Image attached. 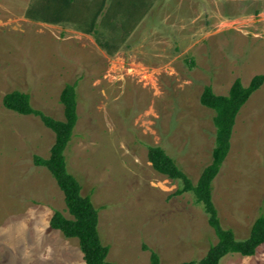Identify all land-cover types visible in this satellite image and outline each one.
<instances>
[{
  "label": "rangeland",
  "instance_id": "1",
  "mask_svg": "<svg viewBox=\"0 0 264 264\" xmlns=\"http://www.w3.org/2000/svg\"><path fill=\"white\" fill-rule=\"evenodd\" d=\"M34 1L0 0V264H84L77 238L49 228L55 210L70 214L53 176L33 162L49 156L54 132L2 104L19 90L63 120L59 96L75 81L66 162L100 209L107 259L149 264L156 251L160 264L199 260L217 242L208 215L192 193H175L178 180L152 168L146 146H161L198 180L216 130L200 95L208 85L227 95L236 79L247 86L264 74V0H155L113 55L72 23L28 18ZM230 143L213 202L222 227L242 240L264 215V82L239 110ZM220 264H264V243Z\"/></svg>",
  "mask_w": 264,
  "mask_h": 264
},
{
  "label": "trees",
  "instance_id": "2",
  "mask_svg": "<svg viewBox=\"0 0 264 264\" xmlns=\"http://www.w3.org/2000/svg\"><path fill=\"white\" fill-rule=\"evenodd\" d=\"M155 0H35L26 15L32 20L49 24L72 23L83 33L95 37L97 44L113 55L143 17ZM144 9H146L144 11ZM104 31H112L105 36ZM264 82V74L254 76L247 86L240 79L231 85L227 95L215 94L210 85L200 95V103L215 112V142L210 162L203 167L196 182L184 172L175 159L161 146L147 145V159L152 168L171 180H178L176 194L190 192L208 215L217 242L211 244L202 258L179 264H220L230 253L251 256L264 243V215L256 217L245 239L236 238L233 229L223 228L213 202L212 182L219 173L229 150L236 116L250 95ZM77 82L66 83L59 102L63 106V120L54 119L32 107L29 93L13 90L2 97L5 108L22 115L38 116L54 132L55 140L47 158L35 155L33 162L46 167L64 196L70 218L55 210L49 228L59 230L68 238H77L84 264H118L107 259L109 246L103 244L98 228V211L91 197L82 194L79 180L69 172L66 149L74 136L78 120ZM149 264H160L156 251H151Z\"/></svg>",
  "mask_w": 264,
  "mask_h": 264
},
{
  "label": "crops",
  "instance_id": "3",
  "mask_svg": "<svg viewBox=\"0 0 264 264\" xmlns=\"http://www.w3.org/2000/svg\"><path fill=\"white\" fill-rule=\"evenodd\" d=\"M54 25H65V22L64 23H61V24H54Z\"/></svg>",
  "mask_w": 264,
  "mask_h": 264
}]
</instances>
